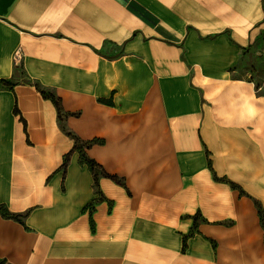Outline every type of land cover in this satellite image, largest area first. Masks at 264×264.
Returning a JSON list of instances; mask_svg holds the SVG:
<instances>
[{
  "label": "crops",
  "instance_id": "obj_1",
  "mask_svg": "<svg viewBox=\"0 0 264 264\" xmlns=\"http://www.w3.org/2000/svg\"><path fill=\"white\" fill-rule=\"evenodd\" d=\"M255 52L264 0H0V264H264Z\"/></svg>",
  "mask_w": 264,
  "mask_h": 264
},
{
  "label": "trees",
  "instance_id": "obj_2",
  "mask_svg": "<svg viewBox=\"0 0 264 264\" xmlns=\"http://www.w3.org/2000/svg\"><path fill=\"white\" fill-rule=\"evenodd\" d=\"M38 91L40 92V94H41L43 97H45V98L48 97V98L52 101V103L54 104V106H55V108H56V110H57V113L59 114V112H60V108H59V105H58V100L55 99L53 96H48V95H46V94H45L42 90H40L39 88H38ZM68 135H69V134H68ZM81 161H82L83 163H85V164L88 166L89 170H90L92 173H94V167H95L94 163H92L91 161H87V160L84 159V158H82ZM111 179L114 180L113 177H111ZM258 213H259V215H260V219H262V214L260 213V211H258ZM0 214H1L2 216L6 217V218H14V219L17 218V216H13V215L9 214L8 211H7L4 207H0Z\"/></svg>",
  "mask_w": 264,
  "mask_h": 264
},
{
  "label": "rangeland",
  "instance_id": "obj_3",
  "mask_svg": "<svg viewBox=\"0 0 264 264\" xmlns=\"http://www.w3.org/2000/svg\"><path fill=\"white\" fill-rule=\"evenodd\" d=\"M255 53H257V55H255V57H254V60H253L254 64L258 65L259 69H263L264 70V58L260 54H258V52H255ZM252 69L254 71H256V69H258V68L255 66ZM259 75L263 76L264 73H261Z\"/></svg>",
  "mask_w": 264,
  "mask_h": 264
}]
</instances>
